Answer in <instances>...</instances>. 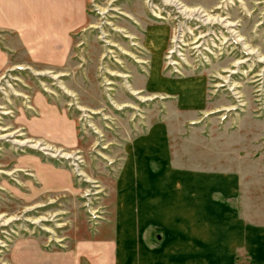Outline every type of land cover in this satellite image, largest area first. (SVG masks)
<instances>
[{
  "label": "rangeland",
  "instance_id": "374dc122",
  "mask_svg": "<svg viewBox=\"0 0 264 264\" xmlns=\"http://www.w3.org/2000/svg\"><path fill=\"white\" fill-rule=\"evenodd\" d=\"M77 7L71 24L51 16L71 25L53 31L57 46L0 26V264H20L26 245L131 240L135 204L159 205L165 189L180 198L184 174L203 179L205 200L256 198L264 213V0ZM33 9L25 18L46 26ZM173 213L157 230L174 237ZM261 218L243 225L260 234ZM256 245L246 240L236 264H264ZM173 251L167 262L181 264Z\"/></svg>",
  "mask_w": 264,
  "mask_h": 264
},
{
  "label": "crops",
  "instance_id": "0c3cea01",
  "mask_svg": "<svg viewBox=\"0 0 264 264\" xmlns=\"http://www.w3.org/2000/svg\"><path fill=\"white\" fill-rule=\"evenodd\" d=\"M77 3L78 0H0V26L18 30L20 39L28 40L31 44L57 46L58 40L52 38L53 31L69 30L71 25L63 27L66 22L61 18L58 24L61 26L52 27L50 18L60 13V17L66 16L69 23L74 22ZM39 6L43 8L42 17L46 22L42 28L35 26L34 20L25 18L26 11L30 13ZM253 138L261 137L256 135ZM184 175L180 179L181 187H184L181 188L184 193L180 198L172 199L171 193L165 189L163 203L158 205L148 198L140 200L139 205L135 204L139 207L136 214L139 225L138 229L134 227L131 240L129 236L118 233L111 238L78 241L70 253L46 251L39 245H26L21 249L20 264H172V260L167 262V259L178 254L173 251L176 249L180 250L181 264H236V255L244 250L243 243L246 244V240L257 243V249L264 255V229L258 234L249 225H243L256 222L257 215H261V222H264V213L259 214L258 209H251L259 208L253 204L256 198H252L253 201L239 199L232 194L228 196H234L229 198V202L221 198L205 200L203 179L189 182V175ZM228 187L220 190L231 192L237 186L233 182ZM192 190L195 193H190ZM225 201L227 205L222 204ZM177 208L181 214L176 220L183 224L179 236H169L163 230H157L160 221L173 220V212Z\"/></svg>",
  "mask_w": 264,
  "mask_h": 264
}]
</instances>
